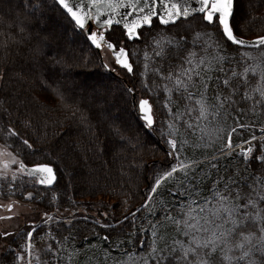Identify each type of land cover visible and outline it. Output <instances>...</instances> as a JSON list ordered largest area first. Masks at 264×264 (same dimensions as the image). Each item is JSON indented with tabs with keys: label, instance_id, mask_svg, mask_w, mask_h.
<instances>
[{
	"label": "trees",
	"instance_id": "16d2710c",
	"mask_svg": "<svg viewBox=\"0 0 264 264\" xmlns=\"http://www.w3.org/2000/svg\"><path fill=\"white\" fill-rule=\"evenodd\" d=\"M46 18L64 24L70 43L50 27L45 29L50 31L43 34L41 27ZM233 24L241 38L264 35V0H236ZM118 31L121 33L119 42L128 49L134 69L133 74L128 73L122 79L105 70L100 53L85 42L78 29L74 30L55 0H0V129L7 126L19 133L5 139L0 132V141L27 165L51 162L57 171V182L53 186L25 187L33 193L34 203L55 218L33 232L32 264H55L52 258H58L59 247L68 243L80 249L102 244L109 248L119 246L121 250L127 248L134 253L146 251L148 246H142L141 242L150 233L152 223L164 220L166 210L176 206L178 195L173 192L176 179L158 189L151 202L146 201L156 176L175 163L168 155V123L162 119V113L168 112L163 110L157 115L156 110L157 120L155 118L153 127L148 128L128 88L131 86L137 95L141 92L145 97L139 81L154 79V72L141 76L142 58L152 47L149 45L154 29L151 36L148 31L144 32L146 39L130 42L121 28L114 27L107 32L108 38L116 42ZM135 45L139 46L138 50ZM157 61L167 72L170 66L176 67L182 62V56L168 49ZM80 76H92L96 83L103 85L85 90L81 83L84 78L81 80ZM16 90L22 95L21 102L25 106L20 104ZM244 91L245 86L239 87L232 97L238 105L233 106L231 113L239 118L254 104L244 98ZM103 95L107 96L108 104ZM257 116L255 113L253 117ZM248 122L241 120L234 124L251 125L237 128L232 136L234 144L252 135L260 137L262 125ZM5 131L8 133L7 128ZM24 139L33 144L31 149L23 145ZM67 143L68 150L64 151L62 146ZM72 159L88 165L78 172L81 178L77 179L73 171ZM257 163L253 162L245 171L242 158L233 154L201 161L198 167L216 164L211 168V178L204 183L206 187L219 179L222 187L235 181L231 185L233 193L239 188L242 195H247L248 185L252 183L250 177L259 175ZM85 173L87 177H82ZM181 174L174 175L178 178ZM96 199L102 200L98 216L89 213V207L81 206ZM146 202L149 207L141 209ZM62 212L68 215L61 216ZM133 212L135 216L131 215ZM105 236L109 237L107 241L103 239ZM40 248L45 251L38 253ZM169 262L176 264L172 255L166 254L159 264ZM152 264H157V260Z\"/></svg>",
	"mask_w": 264,
	"mask_h": 264
},
{
	"label": "snow or ice",
	"instance_id": "6c2138e0",
	"mask_svg": "<svg viewBox=\"0 0 264 264\" xmlns=\"http://www.w3.org/2000/svg\"><path fill=\"white\" fill-rule=\"evenodd\" d=\"M55 3L62 10V14L73 24L74 30H79L84 40L95 49H104L114 57V66L105 63V68L111 71L123 69L129 74L134 73L133 64L129 58V52L125 46H121L119 41L113 42L108 36L109 30H114L115 26L122 25L123 36L127 40L146 39L144 32L151 30L154 21L164 26L163 29L151 36V45L154 46L155 57L163 58L167 54L168 48L185 49L187 55L183 62L176 66H170L165 72L162 67L154 69L160 79L164 81L163 91L167 94L164 100V108L167 109L171 118L168 123V139L170 146L168 155L172 156L175 163L169 169L157 175L154 184L150 187V192L146 198L147 202L153 200V196L166 183L176 179L177 172L183 174L186 186L183 191L174 193L181 197L187 196V201H179L177 206L166 210L165 219L171 221L176 228V232L187 238V241L173 239L172 245L167 248L169 255H172L176 264H264V126L260 128L261 136L258 138L252 135L240 143L234 144L232 141L233 133L237 128L244 129L251 125L237 123L230 130L223 128H213L208 130L207 126L201 128V121H208L211 116L213 120L219 117L221 109L226 108L235 101L232 97L237 93L241 85H247L249 74L252 77L259 76V82L253 89L258 92L261 99L254 100V104L264 107V35L258 36L254 41H246L241 38L235 30L233 21L235 17L236 0H55ZM126 10V11H122ZM199 17L200 24L203 26L199 30H194L192 37L193 49L197 44L201 45L203 55H198L192 49H186L188 44L187 35H169L171 29L168 26L180 27L181 24ZM230 45L237 46L234 51L240 56V60L235 57L237 67L243 63L242 72L235 68L225 70L224 64L229 62L226 56L227 48ZM241 49H256L259 56L254 57L252 52ZM7 57V46L5 45V59ZM145 59H150L148 52H145ZM249 60L255 61L248 64ZM60 61H58L59 63ZM218 65V71L224 73V78L216 85L215 104H210L207 92L210 87L212 77L207 73L213 70V65ZM148 64H145L147 70ZM230 73V75H229ZM2 78V77H0ZM199 79L200 90L197 94L193 91L196 88V80ZM219 83L225 88H230L231 93L224 95L219 91ZM129 91H132L129 89ZM173 93L178 94L179 100L184 101L183 110L176 107L175 111L171 105L174 104ZM244 98L251 99L247 88L244 91ZM154 103V102H153ZM141 118L148 128H152L155 121L152 115V104L148 99H140L138 103ZM211 123V121H209ZM178 125H184L195 132L201 131L199 137L204 146L214 142L215 139L222 141L219 149L220 155L232 156L235 154L242 158L245 164V171L253 162H258L255 166L259 175L250 177L252 183L248 185L250 192L242 195L239 188L233 193L231 185L235 181L225 183L221 189L214 186L211 198L204 197L199 199L200 193L195 189L190 174H194L198 162L189 159L184 155L185 139H177L180 133ZM8 135L18 136L19 133L9 128ZM225 133V135H221ZM257 141V143H253ZM23 145L29 149L33 147L28 139L23 140ZM200 145H196L199 147ZM8 157L3 164V171L0 176L7 179L8 172L11 171V181L17 180V174L34 177L36 183L51 187L57 182L56 167L51 163H38L31 169L24 162L18 160L16 155L11 152L0 153ZM213 159H216L213 156ZM10 165H18L15 169H10ZM215 168L216 164H212ZM9 189L13 184L8 185ZM197 198H193V197ZM33 193H27V199L31 200ZM142 204L141 209L148 208V203ZM9 211L13 205L9 204ZM137 209L136 211H140ZM175 212L176 215L172 213ZM135 212L131 215L135 216ZM45 223L53 217L44 213ZM127 219V217H125ZM70 222V221H69ZM157 226L152 225L155 229ZM37 231L35 225L27 232V241L21 252L17 253V260L25 259L24 253L28 257L32 256L33 232ZM4 236L9 233H3ZM153 231V237H156ZM162 238V237H161ZM104 240L109 237L105 236ZM59 242V241H58ZM166 249H157L154 239L152 245L153 254L159 251L160 255L153 258L159 264L164 259L163 253ZM179 253L178 255H175ZM37 259H39L37 257ZM27 264H31V259ZM171 264V262H169Z\"/></svg>",
	"mask_w": 264,
	"mask_h": 264
},
{
	"label": "rangeland",
	"instance_id": "374dc122",
	"mask_svg": "<svg viewBox=\"0 0 264 264\" xmlns=\"http://www.w3.org/2000/svg\"><path fill=\"white\" fill-rule=\"evenodd\" d=\"M250 1V0H249ZM256 2V0H253ZM184 25H181L180 27H175V26H169L171 31L168 33L169 35H175L177 39H179L180 36L187 35L188 38V44L185 46L186 49H192L197 52L198 55H203L201 45L197 44L195 48L193 49L192 45V37L194 35V30H199L203 26L200 24L199 17H196L194 19H191L190 21H187L186 23H183ZM50 27L53 29L57 34H62L65 38V40L70 43V39L68 38V35L64 33V24L59 23L54 20H48L47 18L43 20L42 27L41 29L43 30V34L48 33L45 31ZM154 34L156 35L157 32L161 31L163 27L158 24L157 21H154ZM152 29V30H153ZM154 35V36H155ZM115 37L117 41L120 40L121 33L118 31V34H115ZM251 38L256 37L255 35H250ZM136 50H138L137 45L134 46ZM237 46L230 45L227 48V52L225 53L226 56L229 58V62L224 64L225 70L229 68H235L238 72L243 71V67L245 66L243 63L241 64L240 67H237L235 61H233L231 58L235 57L236 60H240V56L237 52L234 51V49ZM154 46L149 48L147 50L150 59L146 60L145 59V53L142 58V65H143V70H142V77H145L146 74L150 72H154V79L152 82L149 81H139V86H141L145 90V97L142 95L141 92L138 94V98H148L150 100V103L152 104L153 108V114H154V119L156 118L157 120V115L158 113H162L163 110H166L164 108V100L166 97V93L163 91V84L164 81H162L154 71L156 68H160V64L157 61L158 57L154 56L153 52ZM174 50V53H178L182 56V62L184 57L187 55V51L185 49H175V48H168ZM243 51H249L252 52L254 57H258L259 53L258 50L256 49H241V52ZM102 65L105 63H108L111 66H114V58L111 56L110 52L105 51L102 49ZM182 62H180L178 65H180ZM255 61L249 60L247 63L252 64ZM145 64H148L147 70L145 69ZM104 67V66H103ZM218 65H213V70L209 71L207 73L208 76L212 77V81L210 82V87L207 92L208 100L210 104H215V93H216V85L218 81L216 80L217 77L220 78V81L223 80L224 78V73L219 72ZM105 68V67H104ZM110 70V68H108ZM110 73H114L118 75L119 78H125L128 73L124 71L123 69H118L117 71H112L110 70ZM230 75V73H229ZM81 80H83L82 87L85 90L88 89H95L96 87H99L103 85L102 83H96L94 78L92 76H86V77H81ZM259 82V76L252 77L251 74H249V82L247 85H241L245 86L247 88V91L250 92V96L252 97L251 100L254 103V100H259L261 99L260 95L258 92H254L253 89L257 86V83ZM222 83H219V91L222 93L229 92L231 93V89L227 88L229 91L226 90V88L221 86ZM261 87H264V83L261 84ZM129 88V86H128ZM139 90V89H138ZM202 90L200 89L199 85V79L197 78L196 80V88L193 89V91H196L197 94L198 92ZM17 91V95L19 96L20 104L25 106V103L21 102L22 95H20ZM32 92V91H31ZM1 97V95H0ZM102 98H104V102L108 104V98L106 95H103ZM138 99V101L140 100ZM174 104L171 105L173 107V110L175 111L176 107H180L181 110H183V104L185 103L182 100H179L178 94L173 93L172 96ZM154 102V103H153ZM106 104V106H107ZM238 104H230L228 107L221 109L220 115L218 118L213 120V118L210 116L208 121H201V128L207 126V129L210 131L213 128H223L226 131L230 130L232 126H235L234 124L236 122H239L241 120H247L249 122L251 121H256L260 125L264 126V107H262L260 104H253V106L250 108L248 112H245L243 118L237 117L235 114L231 113L234 112L233 106H237ZM108 107V106H107ZM156 110H157V115H156ZM168 112V111H167ZM243 112V110H242ZM257 113L259 116L253 117ZM163 120L167 121V123L170 122V117L168 113L163 112ZM253 117V118H252ZM253 119V120H252ZM160 120V119H159ZM211 121V123H209ZM248 122V123H249ZM2 125L1 120H0V126ZM261 126V127H262ZM180 128V133L182 135H178L177 139H185L188 141V143L185 145V151L184 155L187 156L189 159L195 160L198 163L201 161H205L208 159H212L213 156L217 157V155H220V152L217 151V148L220 149L222 146V141L215 139V133H213L214 137V142L208 143L207 146H204V142H201L199 137L201 136V131L197 129L195 132H193L191 129H188L184 125H178ZM6 128L8 129L7 126H2V129H0L1 132V137L8 139L9 135L6 133ZM221 135H225V133H221ZM261 136V135H260ZM240 143V142H239ZM196 145H200L199 147H196ZM62 146L64 151H67L68 148V143ZM67 149V150H66ZM11 152L13 155H16L18 160H23L19 155L14 153L13 150L10 149V147L3 141H0V153H7ZM169 152H170V146H169ZM214 152V153H213ZM211 154L209 156L208 154ZM208 155V156H206ZM205 156V157H203ZM202 157V158H201ZM84 158V157H83ZM200 158V159H198ZM8 157L6 155L0 154V172L3 171V164L7 162ZM73 160V159H72ZM72 164L73 171H75V174L78 175L80 170H84L85 167L88 165L81 164L80 161L78 160H73ZM18 165H10V169H15ZM211 168L212 165H206V167H196V171L194 174L189 175V179L192 180L193 185L195 186V189L200 193L199 199L202 201L204 197L211 198L212 196V189L214 186L223 188L220 186L221 179L219 181H215L213 184H211V187H206L204 185L205 181H207L209 178H211L210 173H211ZM91 171V169H89ZM87 173L84 174L82 177H87ZM77 179L78 177L81 178L79 175L76 176ZM76 177L74 176L73 181H75ZM220 178V177H219ZM76 179V180H77ZM88 180V179H87ZM76 182V181H75ZM87 183V181H86ZM176 189L173 191L174 193H178L180 191H183L184 187L186 186V181H184L183 174H181L180 177L176 178ZM13 184V188L10 190L8 185ZM40 185L36 183V179L34 177H28L24 176L21 174H17V180L15 182L11 181V171L8 172L7 179H4L2 176H0V205H3L5 209H0V252L3 251L5 248H16L19 247L17 242H20V238H18L19 234H9L7 236H4L3 233L5 232H10V231H27L30 230H22L21 226L23 224H32V223H38L42 218H44V213L45 210L42 208L41 205L35 204L34 201L31 199H27V193L29 191L25 190V187L28 185ZM45 187V186H44ZM24 191L26 193H24ZM197 198V197H193ZM187 201V196H179L175 198L176 201V206L178 205L179 201ZM91 204H86V205H81L84 207H89L90 212L92 215L98 216L99 215V210L101 209L102 206V200L101 199H96L93 202H90ZM9 204H14V208L12 211H7V206ZM104 213V212H103ZM61 216L63 215H68V212H62L60 213ZM176 215V213H175ZM8 216L12 218H7L4 219L2 217ZM87 218V217H84ZM55 219V218H53ZM155 224L157 227L155 229L152 228V225ZM149 231L150 233L148 236H145L142 239L141 245H147L148 250L140 252V253H134L131 251H128L127 248H124V250H121L119 246H115L112 248L106 247L105 245L102 244H93L91 246H88L85 249H80L74 244H63L61 247H59L61 250H59L60 254L58 258L55 256L52 258V261L55 264H152L153 260H156L153 258L154 255L159 256L160 253L159 251L155 254L152 252V245L153 241L155 239L156 241V247L157 249H166L163 253V256L166 254H169L167 248L172 245V240L173 239H181L184 240L185 242L187 241L186 237H183L181 234H178L176 232L175 225L171 221H166V219L161 220L156 223H152ZM146 231V228H144ZM153 231H156L157 236L153 237ZM147 234V233H146ZM162 237V238H161ZM23 238V235L21 239ZM24 241V239H23ZM18 249V248H17ZM44 249L40 248V251L38 253L44 252ZM57 251V249H56ZM57 258V259H56ZM28 262V258H27Z\"/></svg>",
	"mask_w": 264,
	"mask_h": 264
},
{
	"label": "flooded vegetation",
	"instance_id": "af4514ba",
	"mask_svg": "<svg viewBox=\"0 0 264 264\" xmlns=\"http://www.w3.org/2000/svg\"><path fill=\"white\" fill-rule=\"evenodd\" d=\"M12 205H13V207H12L11 211L14 208V204H12ZM0 209H5V207L3 205H0ZM7 211H9L8 208H7ZM2 218L7 219V218H12V217L4 216ZM33 224L35 225L37 223L23 224L21 226V229L22 230H26L27 228H32ZM8 233L12 234V235L13 234H19L18 238H20L21 241L17 242L19 247L10 248V249L5 248V249H3L2 252H0V264H27V258H28V260L31 259V264H32L33 257L32 256L28 257L27 253H24L25 259L23 261H18L17 258H16L17 257V253L21 252L23 246L26 244L27 235H25V231H10ZM22 235H23V238L21 239ZM23 239H24V241H23Z\"/></svg>",
	"mask_w": 264,
	"mask_h": 264
},
{
	"label": "water",
	"instance_id": "95a60500",
	"mask_svg": "<svg viewBox=\"0 0 264 264\" xmlns=\"http://www.w3.org/2000/svg\"><path fill=\"white\" fill-rule=\"evenodd\" d=\"M122 11H126V10H122ZM114 27H121L122 28V25L121 26H115L114 25ZM244 39V38H243ZM246 41H249V42H251V41H254L255 39H252V40H247V39H245ZM130 42H133L134 40H129ZM99 53H101V50L102 49H96ZM106 69H108V68H106ZM129 89H131L132 91V93H133V97H134V99H136V94H135V92H134V90H133V88L132 87H130L129 86ZM139 107H137V109H138ZM139 111V115H140V117H141V114H140V110H138ZM152 115H153V113H152ZM153 118H154V116H153ZM142 119V118H141ZM143 120V119H142ZM34 165H30V166H28L29 167V169H31L32 167H33ZM53 186V185H52Z\"/></svg>",
	"mask_w": 264,
	"mask_h": 264
}]
</instances>
